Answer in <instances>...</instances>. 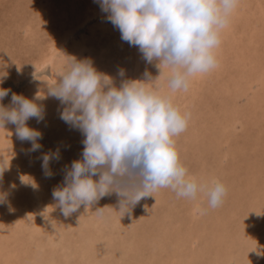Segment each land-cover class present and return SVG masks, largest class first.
Masks as SVG:
<instances>
[{
    "label": "rangeland",
    "instance_id": "obj_1",
    "mask_svg": "<svg viewBox=\"0 0 264 264\" xmlns=\"http://www.w3.org/2000/svg\"><path fill=\"white\" fill-rule=\"evenodd\" d=\"M107 15L99 0H0V88L10 89L0 104L10 108L17 94L39 106L46 99L44 110L54 106L42 122L27 121L41 131V148L8 155L15 170L3 173L13 177L9 188L0 185V247L7 242L2 234L15 236L8 256L13 264H264V0H239L215 49L218 66L190 78L187 91L173 92L172 70L146 62ZM72 57L90 60L116 87L127 80L148 83L190 114L186 130L174 138L180 163L199 183H222V204L212 208L204 193L187 199L161 188L124 216L112 194L64 217L52 192L82 158L84 136L60 119L62 106L48 89ZM14 128H0V150L17 139ZM21 142L12 140L7 152ZM57 151L49 177L41 158ZM6 155L0 153V163ZM97 207H105L102 217Z\"/></svg>",
    "mask_w": 264,
    "mask_h": 264
},
{
    "label": "clouds",
    "instance_id": "obj_2",
    "mask_svg": "<svg viewBox=\"0 0 264 264\" xmlns=\"http://www.w3.org/2000/svg\"><path fill=\"white\" fill-rule=\"evenodd\" d=\"M238 3L99 0L122 41L138 47L146 62L159 61L158 65L172 70L168 84L173 92L187 91L190 78L218 66L215 49ZM119 74L124 73L121 70ZM59 76L48 96L60 102V119L84 136L82 158L71 163L63 184L52 192L64 217L81 206L90 209L112 194L119 198V212L124 216L161 188H170L177 197L187 199L204 193L212 208L222 204L227 192L222 183H198L180 163L174 138L186 130L190 114H182L170 98L149 90L148 83L139 80H127L116 87L113 79L98 72L88 59L72 57ZM145 76L151 80L148 73ZM9 92L0 88V101ZM11 104L10 108L0 104V128L15 125L17 139L30 142L31 151L39 150L37 141L43 138L42 133L28 127L27 121L35 118L42 122L44 108L17 94H12ZM41 159L42 168L51 177L49 164L60 159L59 152ZM5 170L0 163V176ZM104 209L97 207L94 212L102 217Z\"/></svg>",
    "mask_w": 264,
    "mask_h": 264
},
{
    "label": "bare ground",
    "instance_id": "obj_3",
    "mask_svg": "<svg viewBox=\"0 0 264 264\" xmlns=\"http://www.w3.org/2000/svg\"><path fill=\"white\" fill-rule=\"evenodd\" d=\"M51 63V59H48V60H45V61H43L42 63H41V65L42 66H44L45 64H50ZM48 66V65H47ZM37 95V94H36ZM35 95V96H36ZM40 95V94H39ZM38 95V96H39ZM34 96V97H35ZM33 98V97H32ZM5 99H7V98H5ZM41 99V98H40ZM37 100H38V98H37ZM42 100V99H41ZM41 100H40V104H41V106L43 105V107H44V101H46V99H44V101H42L41 102ZM39 101V100H38ZM34 102H36V101H34ZM48 102V101H47ZM251 105H254V104H256V102H255V99L253 98V100H251ZM36 104H38V103H36ZM51 104V103H50ZM45 106H46V104H45ZM49 107H50V105H48ZM12 107V106H11ZM49 107H48V109L47 110H50L51 108H53L52 106H51V108L49 109ZM46 108V107H45ZM46 110V109H45ZM46 110V111H47ZM45 111V112H46ZM52 111V110H51ZM48 112V111H47ZM49 114H50V112H48ZM234 114V116H235V113H233ZM250 114V113H249ZM230 117V116H229ZM247 117H249V116H247ZM233 118V117H232ZM45 120V119H44ZM48 120V119H47ZM230 120H232V121H228L229 122V125H232V124H235V122H236V120H234V119H231L230 118ZM49 121H47V123H48ZM42 124H44V123H42ZM46 124V123H45ZM258 124V123H257ZM256 125V124H255ZM262 125V124H261ZM244 126H247V124L245 123L244 124ZM263 126V125H262ZM15 129V128H14ZM13 129V130H14ZM15 131V130H14ZM13 131V132H14ZM8 132H10V131H8ZM39 132H41V131H39ZM187 134V133H186ZM1 135L2 136H5L6 134H4V132L3 133H1ZM255 135H257V134H255ZM230 137V136H229ZM2 138H4V140H6L5 139V137H2ZM12 140L13 141H15V140H18V139H13L12 138ZM12 140H11V143H12ZM10 142H7V144H5L4 146L5 147H8V145H10L11 144ZM31 145V143L30 142H27V141H24V142H21V143H18V144H14V146H12L10 149L12 150V149H14L13 151H9V152H7V150H6V148L4 147L3 149H1L0 150V153H1V155L2 154H4V156H5V153L7 154L6 155V157L3 159V162H2V164H3V166L6 168V170L3 172V173H6V175H11V174H13V171L15 170V168H13L12 167V165L10 166V163H9V161L11 160L10 158H9V156L10 157H12V156H14V155H16V154H18V153H20V150H18V148H24L25 149V151L26 150H29V146ZM17 146V147H16ZM22 151V150H21ZM23 152V151H22ZM260 154V153H259ZM9 155V156H8ZM23 154H21V156H22ZM224 158H225V156H224ZM237 161H238V158H237ZM214 167V166H213ZM258 170V169H257ZM4 175V174H3ZM2 175V176H3ZM2 176H0V185L2 186V187H7V188H9V186H10V184H11V180H12V176H9V177H5V179L2 177ZM202 182V181H201ZM198 183H199V181H198ZM0 186V187H1ZM210 186V185H209ZM230 192L231 193H233L234 192V190H230ZM197 199V198H196ZM195 201H197L196 203H194L195 205L196 204H199V202L201 201V200H195ZM14 209V208H13ZM13 221V220H12ZM1 223H4V221H2ZM0 223V224H1ZM4 225H5V223H4ZM0 229H3V232H5L4 230H5V226L3 227L2 225H0ZM10 233V232H9ZM3 236H7L5 239L7 240V242H5V243H3L2 244V246L3 247H0V264H13L12 262H10V259H9V255H10V253H9V251H10V249H13V247H15L16 246V244H15V242H16V240H15V236L14 237H10V235H11V233L8 235H5V234H2ZM46 236V235H45ZM47 237V236H46ZM2 241V236H0V242ZM44 242V241H43ZM41 243V242H40ZM44 244V243H43ZM17 247V246H16ZM18 250H20V249H18ZM18 253V252H17ZM12 254V257H15V255L13 254V253H11ZM261 260V259H260ZM31 262V261H30ZM22 263V262H21ZM263 263V262H262ZM233 264H234V262H233Z\"/></svg>",
    "mask_w": 264,
    "mask_h": 264
}]
</instances>
